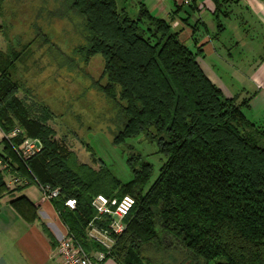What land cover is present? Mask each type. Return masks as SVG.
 <instances>
[{"label": "trees", "instance_id": "16d2710c", "mask_svg": "<svg viewBox=\"0 0 264 264\" xmlns=\"http://www.w3.org/2000/svg\"><path fill=\"white\" fill-rule=\"evenodd\" d=\"M213 1L219 16L232 0ZM63 4L76 33L71 60L104 58L107 85L102 88L118 108L114 143L128 145L144 134L157 142L165 160L153 182L155 166L140 154L129 159L133 179L128 182L108 167L96 172L78 162L49 123L50 109H35L18 95L29 91L16 75L32 53L31 43L0 50V128L7 135L0 156L13 158V167L16 162L31 184L61 188L52 202L90 254L104 249L88 234V224L97 216L94 198L135 197L127 228L105 262L264 264V128L243 110L250 98L227 97L200 65L201 50L182 41L181 31L173 27L175 18L154 15L143 1ZM29 138L40 141L41 148L24 159L16 148ZM8 192L0 170V199ZM11 195L23 218H38L35 204L24 194ZM70 198L77 200L75 209L66 206Z\"/></svg>", "mask_w": 264, "mask_h": 264}, {"label": "rangeland", "instance_id": "374dc122", "mask_svg": "<svg viewBox=\"0 0 264 264\" xmlns=\"http://www.w3.org/2000/svg\"><path fill=\"white\" fill-rule=\"evenodd\" d=\"M0 7V50L11 52L31 43L32 53L16 75L29 91L20 90L18 95L35 109H50L53 117L49 123L57 138L66 141L82 165L96 172L108 167L128 182L133 179L129 159L140 154L155 166L153 182L165 158L158 153L157 142L147 140L144 134L128 140V145L114 143L119 130L118 108L102 88L107 85L104 58L95 55L83 62L75 56L76 60H71L76 33L65 19L63 0H3ZM231 24L227 37L236 33L235 21ZM255 44L256 55L264 54L261 35H256ZM5 176L13 178L8 173ZM112 260L106 264H113Z\"/></svg>", "mask_w": 264, "mask_h": 264}, {"label": "crops", "instance_id": "0c3cea01", "mask_svg": "<svg viewBox=\"0 0 264 264\" xmlns=\"http://www.w3.org/2000/svg\"><path fill=\"white\" fill-rule=\"evenodd\" d=\"M141 1L154 15L175 18L173 27L181 31L182 41L193 51L201 50L198 61L208 77L227 97H239V101L250 98L249 106L243 110L264 128V54L255 53L256 35L264 38V1L232 0L219 16L213 0H194L193 5L181 10L180 0ZM232 21L236 23V33L227 37ZM246 52L252 57L247 58ZM6 136L0 128V153H4L2 141ZM12 176L19 177L20 182L5 176L9 192L0 199V264H60L59 240L69 232L60 211L52 201L43 200L38 182L31 184L20 175L16 162L9 177ZM19 186L28 187L15 191ZM11 194H24L32 201L38 218L33 222L23 218L11 204ZM109 260L112 258L104 264Z\"/></svg>", "mask_w": 264, "mask_h": 264}, {"label": "built area", "instance_id": "2783aa9c", "mask_svg": "<svg viewBox=\"0 0 264 264\" xmlns=\"http://www.w3.org/2000/svg\"><path fill=\"white\" fill-rule=\"evenodd\" d=\"M181 5H191L194 0H180ZM20 130H15L17 134ZM41 146L37 140L27 139L22 145L16 148V152L24 159H28L39 151ZM0 170L6 175L13 170L12 159L7 156H0ZM13 182H20L19 177H14ZM43 200L52 201L61 195L60 187L42 185ZM136 199L132 195H125L122 198L108 197L105 194H98L92 205L97 211V216L88 224V234L91 239L99 243L104 249L90 254L70 231L64 234L58 245V256L60 264H103L111 253L117 242V238L127 228V217L134 208ZM77 200L70 198L66 206L70 209L77 207Z\"/></svg>", "mask_w": 264, "mask_h": 264}, {"label": "water", "instance_id": "95a60500", "mask_svg": "<svg viewBox=\"0 0 264 264\" xmlns=\"http://www.w3.org/2000/svg\"><path fill=\"white\" fill-rule=\"evenodd\" d=\"M37 145L40 147L41 146V142L40 141H37Z\"/></svg>", "mask_w": 264, "mask_h": 264}]
</instances>
